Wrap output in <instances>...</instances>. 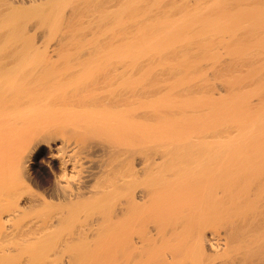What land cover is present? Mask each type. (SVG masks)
<instances>
[{
  "label": "bare ground",
  "instance_id": "obj_1",
  "mask_svg": "<svg viewBox=\"0 0 264 264\" xmlns=\"http://www.w3.org/2000/svg\"><path fill=\"white\" fill-rule=\"evenodd\" d=\"M5 259L264 264V0H0Z\"/></svg>",
  "mask_w": 264,
  "mask_h": 264
},
{
  "label": "rangeland",
  "instance_id": "obj_2",
  "mask_svg": "<svg viewBox=\"0 0 264 264\" xmlns=\"http://www.w3.org/2000/svg\"><path fill=\"white\" fill-rule=\"evenodd\" d=\"M5 260H6V259H5ZM7 260L9 261L10 259L7 258ZM7 260L4 262V264H8ZM3 261H4V260H3ZM9 262H10V261H9ZM0 263H2V262H0Z\"/></svg>",
  "mask_w": 264,
  "mask_h": 264
}]
</instances>
